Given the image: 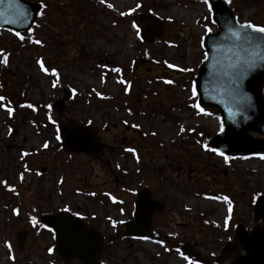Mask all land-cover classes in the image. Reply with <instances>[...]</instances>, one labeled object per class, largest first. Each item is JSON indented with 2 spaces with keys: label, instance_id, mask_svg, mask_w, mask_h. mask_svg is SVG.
Segmentation results:
<instances>
[{
  "label": "rangeland",
  "instance_id": "374dc122",
  "mask_svg": "<svg viewBox=\"0 0 264 264\" xmlns=\"http://www.w3.org/2000/svg\"><path fill=\"white\" fill-rule=\"evenodd\" d=\"M35 1L48 6L45 24L41 21L31 34L41 44L19 41L0 30V59L6 58L0 64V96L6 98L5 108H0V181L7 179L11 188L0 184V225L9 224L0 226V235L1 229H10L8 243L0 237V264H40L43 246L53 243L48 235L30 233L27 243L17 246V238L22 239L17 234L27 231L24 221L34 206L41 211L73 208L89 218L110 209L117 211L113 215L118 220V204L128 202L129 194L124 198L116 192L110 203L101 205L89 190L131 191L146 184L163 189L165 194L157 195L168 202L169 211L156 219V229L188 247L197 243V252L207 256H218L228 241H234L236 224L248 231L255 227L253 203L258 191H264V160L225 163L206 151L201 144L208 145L221 123L215 111L204 108L209 115H197L190 107L189 75L198 73L205 57V26L213 29L209 5L203 0ZM152 9L163 19L165 33L160 41L141 43L133 19ZM240 11L242 19L264 25V0H247ZM185 68L191 71L173 73ZM63 97L64 110H53L41 126L33 122L35 114L25 111L27 104L36 110L46 105L45 111ZM7 106L13 107L11 116ZM76 125L92 128L110 149L105 160L99 156L98 165L85 154L72 159L57 149L62 148L59 132ZM181 126L185 132L178 135ZM128 148L134 152L125 151ZM23 153L28 155L22 157ZM6 203L21 204L22 214ZM159 238L165 242L116 241L103 259L106 264H196L183 259V251L178 253L163 235ZM233 260L234 256L222 264Z\"/></svg>",
  "mask_w": 264,
  "mask_h": 264
},
{
  "label": "water",
  "instance_id": "95a60500",
  "mask_svg": "<svg viewBox=\"0 0 264 264\" xmlns=\"http://www.w3.org/2000/svg\"><path fill=\"white\" fill-rule=\"evenodd\" d=\"M41 4L30 0H20L19 8L27 12L28 18L23 24H7L5 19L13 18L12 9L7 0L0 4V29L20 33L31 30L41 12ZM212 21L219 32L207 34L203 48L208 58L193 77L198 88V102L203 107L216 109L222 119L223 131L210 140V147L223 152L225 156L244 157L264 154V45L259 49L250 47L231 36V32L240 31L236 16L220 0L214 1ZM134 24H145L141 28L143 40L157 41L164 35L162 20L154 14L142 13L134 18ZM259 35V34H257ZM247 49V51H245ZM257 53H260L257 58ZM254 65L242 75L237 76L232 67L241 61H253ZM55 108L62 109L61 103ZM232 113V115H230ZM261 136L255 137L252 134ZM66 145L72 151H87L97 145L90 131L76 127L65 132ZM164 205L152 200L150 192L142 191L136 202L134 218L126 222L120 237L151 236L152 216L160 213ZM254 218L256 227L247 232L242 225L236 227V243H228L218 257V262L228 260L237 250L232 264H264V194L256 199ZM41 222L52 228L56 234L55 251L63 264H72L78 259L83 264H100V256L105 250L99 231L89 227L81 218L71 213L60 212L55 216H42ZM263 221L260 226L259 222ZM113 238H110V241Z\"/></svg>",
  "mask_w": 264,
  "mask_h": 264
},
{
  "label": "flooded vegetation",
  "instance_id": "af4514ba",
  "mask_svg": "<svg viewBox=\"0 0 264 264\" xmlns=\"http://www.w3.org/2000/svg\"><path fill=\"white\" fill-rule=\"evenodd\" d=\"M225 2V0H222ZM245 2L246 0H228V2H226L228 4V6L235 12L239 15V18L241 19V21H244V22H248V23H252V24H257L259 26H263L262 24H259V23H256L254 21V19H242L241 16H240V9H242L244 6H245ZM44 5H46L44 2L42 3ZM47 5L46 7L43 8V10L41 11L43 13V15H40V19H39V25L41 24V21L45 24V22L43 21L46 17V10H47ZM63 15V14H62ZM61 32L63 33V31L61 30ZM66 93L68 94V92L66 91ZM65 93V94H66ZM87 129H90L91 131H93V134H94V137H95V140L97 141V146L95 147L94 149V154L93 155H88V154H85L87 155L89 158H90V161L93 162L94 164L96 163V165H98V162H99V156L100 158H102V160H105L104 157L109 155V148L106 147V145L104 144L103 142V139L100 138L99 134H97L96 132H94V130L92 128H89V127H86ZM60 134L58 135V141L60 144H62L65 148V150H68V148L65 146V140L64 139H60ZM69 151V150H68ZM70 158H72L73 156H77L78 154H73V153H68ZM80 154H83V153H80ZM73 159V158H72ZM69 162H71V160H68ZM118 182V181H117ZM2 185H4L6 188H10V186H6V182L4 183H0ZM125 182L122 183V185H124ZM90 188V187H89ZM88 188V190H89ZM120 188V190H119ZM163 187H161L162 189ZM93 189V188H92ZM115 191H105V190H101V191H94V190H89L88 193H94V197L92 196V198L96 199L99 203H101V205L103 204H107V203H110V201L112 199H114L112 196L118 192V193H122L124 195V198L126 196V194H130L131 196H126V197H129L127 199L128 202L124 201L120 204H118L119 206L122 207L121 210L118 211L119 213V218L117 220V218H115V216L113 215V213H116L117 211H114L112 212L110 209H108V214H105L103 211H101L102 215L101 216H90L91 218H89L88 216V219H87V222H88V225L89 226H93V227H96L97 229L100 230L102 236L104 237L105 241L110 237V236H116L121 230H122V223L124 221H127V220H130L132 219V216H133V213H134V208H135V201H136V196H137V193L139 191H141L142 189H148L150 191V196L152 199L154 200H157V201H161L163 204H164V209L163 211L160 213V214H156L154 215L153 217V220H154V223L156 221L157 218L159 217H163V216H166L168 214V211H169V204L168 202L163 199V197L161 195L165 194L162 190H155L153 187H151L150 185H148L147 187L144 186L142 187L141 185L139 187H137L135 190H131V191H127V187H114ZM159 191V192H158ZM157 192L160 193L161 195H157ZM135 195V197H134ZM166 202H165V201ZM104 203H102V202ZM117 201L115 200L114 201V204H116ZM6 205H11V211L13 210H19V212L15 213V214H22V208H21V204H12V203H6ZM107 206V205H106ZM21 209V210H20ZM36 209L41 211L40 208L38 209L36 206L33 207V212L27 214L26 218H25V221H24V224L25 226L27 227V231L25 232V234H23V240L25 241L26 240V243H27V239L29 234L30 233H33L34 235H39V234H43L44 236L45 235H48L49 237L52 238L53 240V243H47L48 245H44L43 246V252H44V257L41 258V263L40 264H62V261L61 259L57 256V254L54 252V246H55V242H54V234L51 231H49L48 228L46 227H40V224H38L39 222L37 221L38 218L36 219V224L34 225V227H31L32 226V222H31V218L32 217H36L37 216V212H36ZM46 212L48 214H54L56 212H58L59 210L61 209H56V208H49V209H46L44 208ZM14 213H12V215H15ZM109 218H112V220H110ZM123 219V220H122ZM98 220H101V222H99ZM120 220H122L121 222H119ZM8 221L7 220H4L3 219V223H7ZM9 224H2L0 226L2 227H6L8 226ZM37 225V226H36ZM115 225V226H113ZM30 228V230H29ZM10 229H7L6 230V233L2 232V229H1V234L0 237L2 238L1 241L3 240L4 243H8L9 242V239H7L6 237V234L9 233ZM39 232V233H37ZM19 235V233L17 234ZM164 236L165 234L160 232L158 229H156V227L154 228V236L158 239L160 236ZM161 240V239H160ZM170 242H173L175 243V241L173 239H169ZM17 244H18V241H17ZM18 246V245H17ZM197 246V247H196ZM178 248H180L183 252H185V254L193 261H195L196 263H205V264H216V256L214 257L213 255L211 256H207V255H203L202 253H198L197 252V249H198V244L196 243L195 246H186V244H178L177 245ZM49 249H51V251H49ZM20 250V249H19ZM110 252V249L107 250L102 258H101V263L102 264H106L103 257L105 255H107L108 253ZM188 252H191L193 253L194 256H190L188 254ZM196 254H202L204 256V262L203 261H199L195 256ZM31 264H35L34 262H31ZM73 264H82L79 260H74V263Z\"/></svg>",
  "mask_w": 264,
  "mask_h": 264
},
{
  "label": "snow or ice",
  "instance_id": "6c2138e0",
  "mask_svg": "<svg viewBox=\"0 0 264 264\" xmlns=\"http://www.w3.org/2000/svg\"><path fill=\"white\" fill-rule=\"evenodd\" d=\"M19 2H20V0H7V3L9 5L16 4L17 8L11 10L13 18L5 19L3 21L4 23H7V24H23L27 20L28 14H27V12L25 10L20 9L18 7L19 6ZM225 2H228V0H225ZM3 3H5V0H0V4H3ZM100 3L104 4L105 0H100ZM203 3L207 6V5H209V0H203ZM39 7L40 8H44V7H46V5L41 4ZM107 7L109 9H111L113 7V5L112 4H107ZM136 7L139 8L140 5L137 4ZM208 10H209V12H211L212 11V7L210 6ZM130 11H132V10H130ZM39 14L43 15L42 12L39 13ZM127 14H129V13H126V12H121L120 13L121 16L127 15ZM2 17H3V12H0V18H2ZM133 27H135V25H133ZM239 29H240V31L231 32V36L233 38H235L237 41H240V42H242L244 44H247L250 47H255L256 49H259L261 47V45H264V27L256 26V25H253L251 23H246V24L239 25ZM204 31H205L206 34H209V33L212 32V29L210 27L205 26ZM257 34H259V35H257ZM13 35H15L20 41L27 40L29 43H32V44H37V45L41 44V41L39 39H32L31 30L30 29L27 30V35H22L19 31L14 32ZM245 51H247V49H245ZM256 55H257V58H259L260 53H257ZM207 58H208V55L206 53L205 54V59H207ZM255 62H256L255 60H253V61H241L237 65H233L232 67L235 70V74L237 76H240L244 72L248 71L254 65ZM4 63H6V58L5 59H0V64H4ZM36 63L38 65H40V70L41 71H46V69H45L43 63L41 62V60H37ZM167 67L168 68H173L174 66L172 64H167ZM179 70L180 71H184V72L191 71L190 69H187V68L179 69ZM112 71L119 73L120 69L119 68H114V69H112ZM51 75L55 77V76H57V72L55 70H52ZM103 79H104L103 76H101V82H103ZM119 82L120 83H125L123 80H121ZM165 83H172V81H165ZM52 86L55 87L56 84L53 83ZM197 88H198V86H197L196 83H193L190 86V93H191L190 99L193 100V103L190 105V107L192 109L196 110V114L197 115H200V114L209 115V113L205 112L204 109L201 108L200 105L195 102V98L198 95ZM93 91H95V90H93ZM125 91H127V88L125 89ZM96 95L100 96L101 94L100 93H96ZM5 100H6L5 97L0 96V108H5V104L3 103ZM27 107L28 108H32L33 111H35V108H33V106L31 104L27 105ZM6 111H7L8 115L11 116L12 112H13V107L12 106H7ZM230 115H232V113H230ZM131 127L139 128V125L133 124V125H131ZM220 130L221 131L224 130L222 124L220 125ZM188 131H193V129H188ZM183 132H185V128L183 126H181L179 128V132L177 134L179 135V134H181ZM153 135H155V133H153ZM197 143H200V142L197 141ZM44 147H47L46 143H45ZM201 147L204 148L208 152H212V153L216 154L217 156H222L223 159H224V162L225 163L228 162L229 157L225 156L224 153L219 151L218 149L209 147L207 144H201ZM125 151L134 152V150L131 149V148L125 149ZM25 155H28V153H23L22 157L25 156ZM260 159L264 160V156H261ZM25 171H28V169L25 168ZM37 174H39V173H37ZM20 178L23 179V175L22 174H21ZM0 183H4V182L0 181ZM89 195H94V193H89ZM223 199L226 202H228V198L227 197H224ZM65 211H67V209H65ZM229 211H231L230 202H229ZM73 215H76V213H73ZM32 223L35 225L37 222H36L35 219H33ZM224 225H225V227L228 226V219L227 218H225V220H224ZM113 226H115V225H113ZM40 227H43V225H40ZM49 231H51V229H49ZM157 243H159V241H157ZM167 250L168 249H165V251H167ZM49 251H51V249H49ZM176 251L178 253L180 252L179 249H176ZM181 255L183 256L182 253H181ZM183 259L188 260V257L187 256H183ZM189 264H192V262L189 261Z\"/></svg>",
  "mask_w": 264,
  "mask_h": 264
},
{
  "label": "trees",
  "instance_id": "16d2710c",
  "mask_svg": "<svg viewBox=\"0 0 264 264\" xmlns=\"http://www.w3.org/2000/svg\"><path fill=\"white\" fill-rule=\"evenodd\" d=\"M245 3H247V0H246V2Z\"/></svg>",
  "mask_w": 264,
  "mask_h": 264
}]
</instances>
